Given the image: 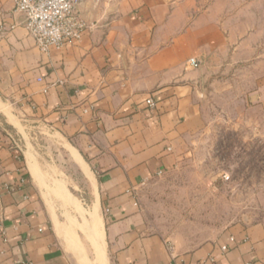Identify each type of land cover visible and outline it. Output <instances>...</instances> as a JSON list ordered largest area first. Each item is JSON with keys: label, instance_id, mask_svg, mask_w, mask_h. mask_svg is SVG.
Returning a JSON list of instances; mask_svg holds the SVG:
<instances>
[{"label": "crops", "instance_id": "crops-1", "mask_svg": "<svg viewBox=\"0 0 264 264\" xmlns=\"http://www.w3.org/2000/svg\"><path fill=\"white\" fill-rule=\"evenodd\" d=\"M93 6L77 7L88 26L79 42L41 53L13 1L0 0V264H79L60 227L72 213L51 209L29 172L22 133L30 123L88 166L94 186L81 174L99 212L101 264H264V219L189 250L148 234L134 205L202 131L206 66L237 55L234 41L264 34L250 26L258 17L264 25V0H119L108 14ZM246 99L264 103V81Z\"/></svg>", "mask_w": 264, "mask_h": 264}, {"label": "rangeland", "instance_id": "rangeland-1", "mask_svg": "<svg viewBox=\"0 0 264 264\" xmlns=\"http://www.w3.org/2000/svg\"><path fill=\"white\" fill-rule=\"evenodd\" d=\"M89 1L95 5L91 11L108 14L119 0ZM257 20L261 18H251L250 25L256 31L264 28ZM261 33L253 31L255 37L244 46L234 41L237 55L206 66L199 89L202 131L185 140L174 168L138 192L145 231L170 247L191 250L218 240L234 224L264 219V103L246 99L264 81ZM22 137L28 169L42 197L51 209L72 213V218L65 213L60 225L68 231V248L79 264L103 263V243L94 245L88 235V184L69 157V144L33 123Z\"/></svg>", "mask_w": 264, "mask_h": 264}, {"label": "built area", "instance_id": "built-area-1", "mask_svg": "<svg viewBox=\"0 0 264 264\" xmlns=\"http://www.w3.org/2000/svg\"><path fill=\"white\" fill-rule=\"evenodd\" d=\"M12 1L14 10L23 15L25 29L41 53H48L52 49H61L67 45L79 42L88 28L87 23L77 11L79 0H27V4L25 0ZM65 4H67V7L64 6ZM33 8L43 13L51 9V15L45 14L34 17L30 15ZM55 29L60 30L61 38L53 41L47 38L46 33ZM188 65L192 68L199 66L195 59H189ZM38 80L41 81V79ZM43 92L46 93L47 91L44 90ZM146 104L149 107L155 105L152 99L146 100ZM134 205H138L137 201H135ZM38 231L41 232L42 230L39 229ZM229 240L233 242L232 238ZM229 249V244L220 247L222 253L227 252ZM198 264H205V262H199Z\"/></svg>", "mask_w": 264, "mask_h": 264}, {"label": "bare ground", "instance_id": "bare-ground-1", "mask_svg": "<svg viewBox=\"0 0 264 264\" xmlns=\"http://www.w3.org/2000/svg\"><path fill=\"white\" fill-rule=\"evenodd\" d=\"M66 149L69 152V157L72 160V162L77 166V168L80 170V172L90 181L89 183L92 186H94L91 174L89 173L88 166L86 165L84 160L79 156L77 151L74 148H72L71 146H69V145L66 146ZM81 211L82 210H80V212ZM97 212H98L97 211V206H93L92 209L86 214V217H85V219H86V221L88 223V235H89L91 241H93L94 245H100V244H102V241H103V234H102V231H101L102 228H101L100 223H99V218L100 217H98ZM55 225H56L57 228L59 227L58 223H55ZM62 233H63V230H62ZM72 239L74 241H76L75 240L76 239L75 236H72ZM66 241H68V240H66ZM68 243H69V241H68ZM71 250L73 251V249H71Z\"/></svg>", "mask_w": 264, "mask_h": 264}, {"label": "clouds", "instance_id": "clouds-1", "mask_svg": "<svg viewBox=\"0 0 264 264\" xmlns=\"http://www.w3.org/2000/svg\"><path fill=\"white\" fill-rule=\"evenodd\" d=\"M25 3L27 4V0H25ZM65 7H67V4L64 5ZM51 15V9H49L46 13L40 12V10H37L35 8L32 9V12L30 13V15L32 16H39V15ZM47 38L52 39L53 41L55 40H59L61 38V33L59 29H55L51 32L46 33Z\"/></svg>", "mask_w": 264, "mask_h": 264}]
</instances>
